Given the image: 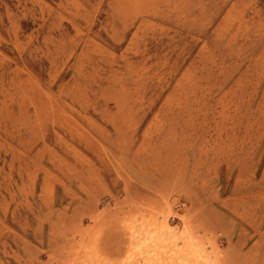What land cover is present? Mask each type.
Masks as SVG:
<instances>
[{"label":"rangeland","instance_id":"1","mask_svg":"<svg viewBox=\"0 0 264 264\" xmlns=\"http://www.w3.org/2000/svg\"><path fill=\"white\" fill-rule=\"evenodd\" d=\"M153 1L0 0V264H264V0Z\"/></svg>","mask_w":264,"mask_h":264},{"label":"crops","instance_id":"2","mask_svg":"<svg viewBox=\"0 0 264 264\" xmlns=\"http://www.w3.org/2000/svg\"><path fill=\"white\" fill-rule=\"evenodd\" d=\"M32 4V3H31ZM157 3H156V1L154 0L153 1V5H156ZM33 5V4H32ZM125 9L123 8L122 10H117V12H115V18H116V13L117 14H119V13H121L122 15L121 16H123V17H127V15L125 14ZM7 16H8V12H6L5 13V15H4V17H5V19L7 18ZM7 27L11 30V27L13 28V25L12 24H10L9 25V23L7 24ZM62 49H63V46H62ZM49 64L51 63V62H48ZM32 71L34 72V70L33 69H31L30 71H28V74H29V76L31 77V78H33V73H32ZM30 78V79H31ZM33 80V79H32ZM33 81H35V80H33Z\"/></svg>","mask_w":264,"mask_h":264}]
</instances>
